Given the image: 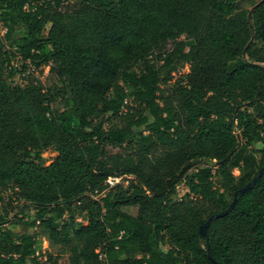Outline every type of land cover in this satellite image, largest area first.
Listing matches in <instances>:
<instances>
[{
	"label": "trees",
	"instance_id": "obj_1",
	"mask_svg": "<svg viewBox=\"0 0 264 264\" xmlns=\"http://www.w3.org/2000/svg\"><path fill=\"white\" fill-rule=\"evenodd\" d=\"M0 23V189L36 211L0 204V264L44 240L47 264H264V174L200 234L264 165V0H0ZM13 57L48 81L8 82Z\"/></svg>",
	"mask_w": 264,
	"mask_h": 264
},
{
	"label": "rangeland",
	"instance_id": "obj_2",
	"mask_svg": "<svg viewBox=\"0 0 264 264\" xmlns=\"http://www.w3.org/2000/svg\"><path fill=\"white\" fill-rule=\"evenodd\" d=\"M78 0H70V2L72 3H75L77 2ZM25 29L23 30H18L15 32L14 36H19L22 32H24ZM6 30L5 28L2 26V24L0 23V36H3L5 34ZM185 36H182V38H184ZM5 49L6 50H11L12 49V46H11V42L10 41H6V46H5ZM25 65V68H27L26 70H24L23 66ZM11 66H15L16 68L19 69V72H17L15 75H9V69H8V72L6 74V77H7V80L8 82L16 85V84H19L21 83L25 76L30 72V71H34L35 74L38 75L39 79L42 81V82H47L48 80L46 79V75H47V72L49 70V67L46 66V65H42L41 67L39 68H34L33 65H31L30 63H28L27 65L24 63V61H22L19 57H13L11 59ZM142 69V65L139 64L137 67H136V70L139 72L141 71ZM47 80V81H46ZM169 86L166 89H168ZM118 124L121 123V121H118L117 122ZM258 148V145L256 146ZM108 150L111 152V153H115V152H121L122 151V148L121 147H109ZM57 155V153L52 150V149H49V150H45L43 152V156H44V164H48L50 162L53 161V159L55 158V156ZM233 173L235 175H238L239 174V170L237 168H235L233 170ZM121 180L120 179H117V178H112L108 181V184H109V189L112 188L113 186H115L117 183H119ZM108 190V188H107ZM12 195V191L10 189L8 190H2L0 189V196H1V201H0V204L2 206H7L10 210V219H13L14 221L18 219V217L15 218L16 214H19V216L21 215H24V217H26V219L28 218H33L35 217V214H36V211L32 208H30L29 206L24 208V211L23 213H19L20 211V208L19 206H22L24 204V201L23 200H17L15 198V196L12 198L11 197ZM98 197V196H97ZM30 230V229H29ZM38 230V229H37ZM31 232H34L36 231V229H31L30 230ZM43 247L45 248V254L43 255H40V260L42 262V264H47L46 263V259H47V255L46 253L47 252H54V253H62V248L60 247H53V246H50V244L48 245V242L47 241H43L42 243ZM68 259V253L65 252L61 257H60V264H64Z\"/></svg>",
	"mask_w": 264,
	"mask_h": 264
},
{
	"label": "water",
	"instance_id": "obj_3",
	"mask_svg": "<svg viewBox=\"0 0 264 264\" xmlns=\"http://www.w3.org/2000/svg\"><path fill=\"white\" fill-rule=\"evenodd\" d=\"M264 174V165L262 166V168L259 170L258 174L251 180L249 181L245 186L239 188L238 191L235 192V197L233 199V201L231 202L230 206L225 209L224 211L218 212V213H214L212 215H210L208 217V219L206 220V222L200 226V234L202 236H206V232H207V227L209 226V224L215 219V218H219V217H223L225 215H227L232 208H234L236 201H237V196L239 193H245L246 191L250 190L253 188V186L260 180V178L263 176ZM217 264H219L215 259H213Z\"/></svg>",
	"mask_w": 264,
	"mask_h": 264
},
{
	"label": "built area",
	"instance_id": "obj_4",
	"mask_svg": "<svg viewBox=\"0 0 264 264\" xmlns=\"http://www.w3.org/2000/svg\"><path fill=\"white\" fill-rule=\"evenodd\" d=\"M49 25H50V24H48V27H49ZM127 103H128V101L126 100V101H125V104H127ZM123 110L126 111V107H124ZM45 251H46V250H45V248H44L43 245H42V250L37 249V250H36V255H38V256L40 257V255H42V253H45ZM100 258L104 260L105 255L101 253V254H100Z\"/></svg>",
	"mask_w": 264,
	"mask_h": 264
}]
</instances>
